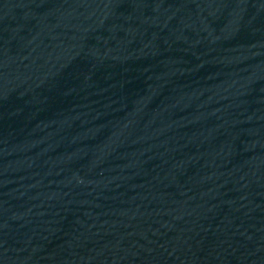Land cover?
Wrapping results in <instances>:
<instances>
[{"label": "water", "instance_id": "obj_1", "mask_svg": "<svg viewBox=\"0 0 264 264\" xmlns=\"http://www.w3.org/2000/svg\"><path fill=\"white\" fill-rule=\"evenodd\" d=\"M0 264H264V0H0Z\"/></svg>", "mask_w": 264, "mask_h": 264}]
</instances>
